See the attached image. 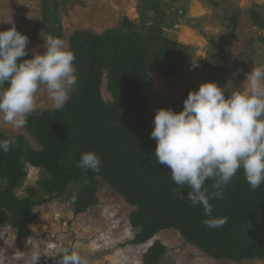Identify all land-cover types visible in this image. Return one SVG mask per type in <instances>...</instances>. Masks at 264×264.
Wrapping results in <instances>:
<instances>
[{
    "label": "trees",
    "instance_id": "1",
    "mask_svg": "<svg viewBox=\"0 0 264 264\" xmlns=\"http://www.w3.org/2000/svg\"><path fill=\"white\" fill-rule=\"evenodd\" d=\"M67 1L42 0L47 35L63 38L59 9ZM162 3H146L140 25L126 17L122 25L103 33L77 30L70 36L78 77L70 100L60 110L36 109L27 119L25 128L40 148L25 134L0 132V139L16 138L10 151H0V222L16 227L21 234L30 233L27 225L37 217L36 207L66 198L73 183L79 184L74 212H86L100 202V179H104L134 207L130 222L137 231L130 244L147 243L162 230L173 228L213 258L264 260V184L252 190L243 170L238 171L225 187L223 198L211 201L212 215L227 217V223L209 228L204 224L209 217L203 208L187 199L188 189L175 192L170 169L157 163L156 141L150 136L155 112L160 107L182 110L189 92L156 105L149 104L144 94L150 71L174 73L173 52L185 47L164 35L168 23ZM147 10L155 13L150 25ZM249 15L253 25L264 30L259 6L250 8ZM31 56L28 53L24 58ZM105 76L111 101L102 95ZM89 151L101 160L99 172L77 166L80 156ZM29 165L46 172L41 181L44 194L31 186L27 196L20 198L16 190L26 179ZM212 183L206 181L209 191ZM168 250L163 241L155 240L141 264H161Z\"/></svg>",
    "mask_w": 264,
    "mask_h": 264
},
{
    "label": "rangeland",
    "instance_id": "2",
    "mask_svg": "<svg viewBox=\"0 0 264 264\" xmlns=\"http://www.w3.org/2000/svg\"><path fill=\"white\" fill-rule=\"evenodd\" d=\"M148 2L151 0H68L59 9L62 39L69 47L70 36L75 31L103 33L122 25L126 17L140 25ZM196 3L202 5L201 13L194 12ZM255 6H259L264 14V0H163L162 8L167 13L168 23L164 35L185 47L173 52L174 73L164 75L150 71V82L144 88L149 104L173 102L209 80L224 88L225 96L230 95L232 88H243L246 74L252 67L264 66V30L254 26L249 15V9ZM145 15L147 24H152L154 10H147ZM11 18L17 30L29 38L28 53H43V37L48 35L43 25L42 0H0V30L12 27L6 22ZM183 27L191 29L192 40L180 38ZM146 28L147 25L142 27V31ZM102 95L105 100H112L106 76ZM37 97V109H53L43 89ZM0 132L25 134L36 148H40L25 127L16 131L0 119ZM27 173L16 190L18 196H27L31 186L43 195L44 169L29 165ZM100 181V202L86 212H74L79 184L73 183L66 198L36 207L37 217L27 225L30 233L21 234L16 227L0 222V235H3L0 236V264H8L5 255L19 256L32 245H38L41 251L50 255L71 245L88 264H141L143 254L157 239L169 248L161 264H264L260 259L235 262L213 258L187 242L173 228L162 230L147 243L130 244L137 231L130 222L134 207L104 179ZM39 264H59V255H42Z\"/></svg>",
    "mask_w": 264,
    "mask_h": 264
},
{
    "label": "clouds",
    "instance_id": "3",
    "mask_svg": "<svg viewBox=\"0 0 264 264\" xmlns=\"http://www.w3.org/2000/svg\"><path fill=\"white\" fill-rule=\"evenodd\" d=\"M6 22L12 27L0 30V119L18 131L36 111L41 89L54 110L67 104L78 81L76 56L62 38L48 35L43 37V53L24 58L29 38L17 30L12 18ZM245 80L243 88H232L228 96L217 82L204 81L189 90L182 110L160 107L153 119L150 136L156 141L157 163L170 169L175 192L188 189L187 199L203 208L209 228L227 223V217L212 215L211 201L223 198L238 171L243 170L252 190L264 184V66L252 67ZM15 144V136L0 139V151L7 153ZM77 166L99 172L101 160L89 151ZM208 180L213 181L211 191L205 187ZM21 253L4 258L8 264H39L42 255H59V264H88L71 245L51 255L38 245Z\"/></svg>",
    "mask_w": 264,
    "mask_h": 264
},
{
    "label": "bare ground",
    "instance_id": "4",
    "mask_svg": "<svg viewBox=\"0 0 264 264\" xmlns=\"http://www.w3.org/2000/svg\"><path fill=\"white\" fill-rule=\"evenodd\" d=\"M193 10L196 13H201L202 10H203V7H202V5L200 3H196ZM180 38L182 40H184V41H190V40H192L193 33H192L191 29H189L187 27H183L182 28V32H181V35H180Z\"/></svg>",
    "mask_w": 264,
    "mask_h": 264
}]
</instances>
